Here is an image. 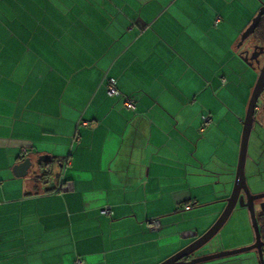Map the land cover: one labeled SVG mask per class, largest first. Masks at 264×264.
Instances as JSON below:
<instances>
[{
	"label": "crops",
	"instance_id": "0c3cea01",
	"mask_svg": "<svg viewBox=\"0 0 264 264\" xmlns=\"http://www.w3.org/2000/svg\"><path fill=\"white\" fill-rule=\"evenodd\" d=\"M258 7L0 0V264H157L201 235L222 210L223 174L230 183L255 82L233 83L223 55L240 67L235 33ZM108 78L133 109L107 94ZM205 113L211 121L200 131ZM26 157V174L15 175ZM65 158L71 187L58 192ZM105 205L109 215L99 212ZM209 206L213 220L192 221ZM242 211L227 231L240 242L222 246L221 233L197 253L250 244ZM238 256L204 264H255Z\"/></svg>",
	"mask_w": 264,
	"mask_h": 264
},
{
	"label": "water",
	"instance_id": "95a60500",
	"mask_svg": "<svg viewBox=\"0 0 264 264\" xmlns=\"http://www.w3.org/2000/svg\"><path fill=\"white\" fill-rule=\"evenodd\" d=\"M261 16H264V3H260L259 8L251 17L247 26H245V28L240 32L237 48L240 47L251 34H253ZM238 55L249 67L255 69L252 64L253 57L247 55V50L240 51ZM262 91H264V66L261 67L256 77L246 104L243 119L241 121L242 128L234 179L229 195L225 199V205L222 211L216 220L201 235L157 264H204L220 259L238 256L247 252H253L255 254L257 264H264V240H262L260 237L256 213L253 205V201L255 199L264 198V192L251 193L246 184L244 175V163L248 137L252 128L256 102ZM30 164V159L28 157L24 158L21 162L14 166L13 170L15 175H25ZM236 204L237 206L246 209L253 233V241L250 244L241 247L201 253L193 256L190 259H186L187 256L198 251L219 231ZM259 208L261 211H264V201L259 203Z\"/></svg>",
	"mask_w": 264,
	"mask_h": 264
},
{
	"label": "rangeland",
	"instance_id": "374dc122",
	"mask_svg": "<svg viewBox=\"0 0 264 264\" xmlns=\"http://www.w3.org/2000/svg\"><path fill=\"white\" fill-rule=\"evenodd\" d=\"M257 1L259 2V6H260V3H264V0H257ZM234 13H236V10H234ZM248 20H250V19H248ZM232 25H235L238 28L242 27V24L240 22H237V23L234 22V24L232 22H230L229 27L232 28ZM242 29H244V28H242ZM241 30L237 34L234 32L236 37H237L236 38L237 40L235 39V44L238 43L239 33L241 32ZM247 44L248 43L246 41L240 47H238L237 50L232 49V56L234 57V60H238L240 62L239 63L240 67H238V65L235 66L233 61H230V58H229L228 55H226V56L223 55V64H222L223 65V73L225 75H227V74L228 75H232L233 78H234L232 80H234L233 83H235V84H238L240 82L244 83V81L247 78L253 79V82H254L256 77H257V75H258V70L256 68L253 69V68L249 67L241 59V57L238 55V53L240 51L246 49ZM245 70H248V72H249L247 75H244V71ZM244 112H245V109H244ZM244 112H243V116H244ZM241 128H242V125L240 124L239 125V133H238L239 134V138H240V134H241ZM256 132L257 131L255 129V126L253 125V127H252V129L250 131L249 137H248L247 149H246V157H245V163H244V175H245L246 184H247L250 192H252V193L264 191V165L259 163V165H260L259 166L257 164L259 156H262L261 159H264V146L258 144ZM238 148L239 147H237L235 162H234V166H233L232 171H231L232 175H233L232 176V181L230 183H226V178L227 177L223 174V189L224 190L226 189V195H224L225 192L223 191V199L227 198V196L229 195V192L231 190V187H232V183H233V179H234V173H235V168H236V162H237V157H238ZM258 166H259V169H258ZM223 173H226L225 170H223ZM216 186H218V184H216ZM220 203L223 204V207H224L225 200H223ZM223 207H222V209H223ZM195 210L196 211H195L194 217H192V221L197 222L196 224L199 225L202 222L203 223H208L209 221L213 220V216H212L213 214L211 212L213 209L210 206L209 207H199V208H197ZM242 210H244V213L246 214V218H248L246 209L245 208L241 209V207L236 206L232 210V212H231L229 218L227 219V221L219 229V231L202 248L211 247V249H214L215 246H213V244H214L215 239L218 238L221 235V233H223V235H224L225 233H227V231H229V228H230V226H232V223L234 224L236 222L237 217L239 215V212H243ZM216 218H215V220H216ZM176 219H177V221H185V219L182 218V216H180V217L177 216ZM187 226L188 225H185V227H187ZM248 227H249V230H250V232L252 234V229H251L249 221H248ZM240 240H241L240 237L237 238V236H233V234H231V233L228 234L227 233V236L223 239L222 246L223 245L225 246L227 244H230V245L237 244L238 242H240ZM218 246H221V244L218 243ZM241 246H244V245H240V246H236V247H241ZM236 247H233V248H236ZM249 254H252L253 256H255V254L253 252H250V253L247 252V253L240 254L238 257L241 256V257L244 258L245 256H248ZM254 259H255V264H257L256 257ZM219 264H221V263H219ZM223 264H225V263H223Z\"/></svg>",
	"mask_w": 264,
	"mask_h": 264
},
{
	"label": "flooded vegetation",
	"instance_id": "af4514ba",
	"mask_svg": "<svg viewBox=\"0 0 264 264\" xmlns=\"http://www.w3.org/2000/svg\"><path fill=\"white\" fill-rule=\"evenodd\" d=\"M262 17H264V16H261V18ZM261 18L259 19V21L261 20ZM259 21H258V23H259ZM258 23L255 27L253 34H251L245 40V42L247 41V43H248L245 50H247L248 56L253 57L252 64L258 70V73H259V70L261 69V67L264 66V28H262V29L257 28ZM253 125L255 126V129L257 131L256 136H257L258 144L264 146V91H262L260 93V95L258 96L257 102H256L252 127H253ZM262 192H264V191H262ZM255 193H258V192H255ZM223 200H225V198ZM262 201H264V198L255 199L253 201L255 213H264V211H261L259 208V203ZM236 206H237V204L235 205V207ZM199 254H201V253H199ZM195 255H198V253L194 252V253L190 254L189 256H187L186 259H190Z\"/></svg>",
	"mask_w": 264,
	"mask_h": 264
},
{
	"label": "built area",
	"instance_id": "2783aa9c",
	"mask_svg": "<svg viewBox=\"0 0 264 264\" xmlns=\"http://www.w3.org/2000/svg\"><path fill=\"white\" fill-rule=\"evenodd\" d=\"M220 21V16L219 15H216L214 18H213V26H215L218 22ZM223 81V80H222ZM106 92L108 95L110 96H115V97H122L123 98V104L129 108V109H133L134 108V105H133V100L130 98V97H126V96H121V94L119 93V91L116 89L115 87V80L113 78H108L107 79V82H106ZM200 128L199 130L202 131L204 129L205 126H207L210 121H211V115L209 113H205V114H202L200 116ZM80 124L82 125H88L87 122H80ZM79 139V136H78V133H77V130L75 129L72 136H71V140L72 141H77ZM23 151L25 152V149H23ZM68 164V159L65 158V160L62 162V169L59 173V180H58V183L55 187V191H64V190H68L70 189V182L67 180L66 176H65V169H66V165ZM187 208L189 207V205L186 206ZM99 212L101 214H104V215H109L111 213V210H110V207L105 205L103 206L102 208H100ZM147 227L150 229V230H153V231H156L160 228V222L158 220V218L156 217H149L147 219ZM75 264H84V261L83 259H81L80 257H77L75 259Z\"/></svg>",
	"mask_w": 264,
	"mask_h": 264
},
{
	"label": "trees",
	"instance_id": "16d2710c",
	"mask_svg": "<svg viewBox=\"0 0 264 264\" xmlns=\"http://www.w3.org/2000/svg\"><path fill=\"white\" fill-rule=\"evenodd\" d=\"M257 28H264V17L258 23ZM256 220L258 223L259 233L262 240H264V213H256ZM198 252V251H196Z\"/></svg>",
	"mask_w": 264,
	"mask_h": 264
}]
</instances>
